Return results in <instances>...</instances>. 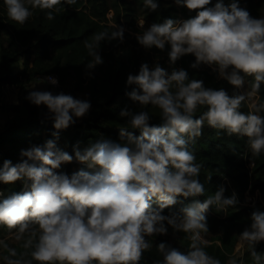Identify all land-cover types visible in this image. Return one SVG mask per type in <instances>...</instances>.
<instances>
[{"label":"clouds","instance_id":"clouds-1","mask_svg":"<svg viewBox=\"0 0 264 264\" xmlns=\"http://www.w3.org/2000/svg\"><path fill=\"white\" fill-rule=\"evenodd\" d=\"M3 2L8 19L21 26L35 9L45 11L48 20L55 19L62 4V0ZM174 2L196 15L183 21L167 18L147 28L140 20L142 32L135 34L139 45L161 51L170 45L172 65L193 55L191 68H211L233 86V94L205 87L203 80L190 79L183 68L169 73L159 63L152 68L143 63L138 74L127 76V85L136 87L126 95L141 111L127 107L120 111V117L127 118L119 127L120 142L100 138L83 150L77 144L72 155L58 147L60 132L89 114L90 100L63 91L36 90L37 85H31L25 99L47 108L54 139L22 149L19 162L5 159L0 166V183L21 181L24 188L7 197L0 190V197H4L0 200V226L22 242L24 250L18 252L0 241L6 252L4 264H140L143 253L152 247L148 238L167 235L168 226L174 233H185L190 243L186 252L159 243L163 259L154 264H221L205 251L208 241L202 233L209 232L206 213L213 207L217 213H228L230 208L236 209L239 200L235 192L226 197L224 186L203 201L198 199L205 195V187L199 180L202 165L196 163L192 146L207 125L218 134L246 137L252 157L264 153V103H251L247 113L240 111L243 102L255 97L264 84V16L252 17L238 0L227 6L218 0L214 7H208L212 0ZM63 4L71 7L77 0H63ZM144 7L155 12L159 3L144 0ZM125 31L115 25L113 30L106 28L84 41L91 58L86 63L89 77L104 63L101 43H123ZM245 77L252 78L250 91H241ZM43 81L53 86L59 83L51 75ZM149 105L160 110L159 125L150 124L149 112L144 110ZM200 108L206 110L197 116ZM73 161L88 170L81 168L70 176L60 171ZM188 198H193L192 202L185 204ZM177 204L183 206L162 214ZM239 240L246 243L253 264H264V254L256 251L264 242V212H252L250 227ZM236 250H240L239 244ZM229 264L237 262L233 259Z\"/></svg>","mask_w":264,"mask_h":264},{"label":"trees","instance_id":"trees-1","mask_svg":"<svg viewBox=\"0 0 264 264\" xmlns=\"http://www.w3.org/2000/svg\"><path fill=\"white\" fill-rule=\"evenodd\" d=\"M159 8L153 12L144 7V0H135L141 10L139 13L145 20L151 23H162L164 19L171 18L177 21L190 19L196 15L195 11H189L186 7L177 6L174 0H157ZM218 0H212L208 7H214ZM232 0H223L227 6ZM242 8H261L264 0H238ZM122 8L125 16L122 19ZM78 9V11H77ZM115 15L108 18L110 11ZM136 9L132 3L126 0H77V4L71 7L61 4V11L55 15V19L48 20L45 11L40 9L32 10V16L24 25L16 24L8 19L7 10L3 0H0V93L4 87L23 89L36 81L40 75L55 74L58 76L61 88L68 84L71 78L83 82L87 72L86 63L91 59L84 48V41L91 36L105 30L111 31L115 25L126 24L130 31L139 33L135 26L134 16ZM152 51L166 56L164 69L169 73L173 68H183L189 73L190 79L204 81V86L213 89H225L232 95L234 88L226 80L220 79L217 73L202 66L197 69L190 67L195 62L193 55H186L176 62L170 64L168 52L170 45H166L161 51L155 47L145 49L139 45L135 36L125 31V40L103 41L100 54L104 63L98 65L97 73L91 84L90 116L77 122L75 125L60 132L58 147L74 155V147L82 143H90L100 138H108L119 141V127L124 125L127 118L120 117L119 113L125 107L133 112L141 111L139 105L134 104L126 95L132 91L135 85H127L128 74H138L140 66L145 63V52ZM169 64H166V63ZM252 82L251 77H246ZM60 88V89H61ZM59 89V91H60ZM257 103H264V84H261L257 94ZM15 113L20 116V122L11 120L0 130V166L5 159L11 160L14 164L19 162L22 149H29L35 145H42L48 139H54L51 133L55 131L53 121L46 118L47 108L36 107L29 101H24L21 106L13 107ZM151 117L150 124L159 125L162 123L158 108L151 105L144 109ZM206 109H198L199 116ZM240 111L247 113L249 104L243 102ZM24 114L21 116V114ZM264 115V113H261ZM135 135L139 130L129 129ZM66 141L65 147L60 143L61 139ZM193 147L196 163L201 164L199 180L204 184L205 195L198 197L201 201L208 195L214 194L220 186H224L225 196L230 197L233 192L237 194L239 204L236 209L230 208L228 213H217L215 208H210L206 213L209 232L202 235H210L205 251L221 264H229L239 235L245 228L250 227L251 214L259 210L264 212L261 201L254 205L247 204L246 194L259 192L264 198V153L259 157H252L247 144L246 137L236 135L228 136L226 133L218 134L217 130L208 127L203 128V134L199 137ZM250 164H253L250 167ZM74 162L63 165L60 171L69 176L79 171ZM207 177H211L209 181ZM18 191L23 189V182L17 181ZM183 199V198H181ZM193 198L184 201L191 203ZM183 205L177 204L172 209H165L162 214L168 215L170 211H176ZM155 207V205H154ZM8 230L0 226V233ZM152 247L143 253L140 264H154L155 260H162L163 257L157 249V245L165 242L172 247L179 248L186 252L190 241L186 239L183 232L174 233L168 226L167 235H158L148 238ZM18 252L24 250L21 246ZM258 253L264 254V242L256 246ZM245 264H253L250 251L247 247L245 257L242 260ZM33 264H36L34 261ZM241 264V260L237 261Z\"/></svg>","mask_w":264,"mask_h":264},{"label":"rangeland","instance_id":"rangeland-1","mask_svg":"<svg viewBox=\"0 0 264 264\" xmlns=\"http://www.w3.org/2000/svg\"><path fill=\"white\" fill-rule=\"evenodd\" d=\"M128 3H132V5L138 9L136 10V12L134 13V16L131 17L130 19L135 20V26L136 28L139 30V32H142V29H140L138 22L140 20H144L145 23V28H147L148 26H150L151 22H148L147 20H145L144 16H141L139 13L141 12V10L139 9V7L137 6V4L135 3V0H126ZM247 9V8H245ZM251 16L254 18H261V16H264V6H262L261 8H257V9H247ZM122 19H124L123 17L125 16V10L124 8H122ZM115 13L114 11H110L108 14V18L112 19L114 17ZM125 20V19H124ZM183 20H187V19H182L180 21ZM123 27L126 29V32H129L130 34H132L133 36H135L136 32L130 31L128 29V27L125 25H123ZM166 60V56L163 54H158L152 51H146L145 52V63H147L149 65L150 68L154 67L156 63H159L161 65V67L164 66V62ZM166 64H169L168 62ZM203 68L205 69H211L207 66H203ZM164 68V67H163ZM212 70V69H211ZM99 73L96 68L94 70H92V76L89 77L88 75H86L85 79L83 82H80L79 80L75 79V78H71L68 82L67 85H65L63 88L58 90H54L52 88H50L49 85L44 84V83H39L37 80L31 84H29L27 87L23 88V89H18V88H13L10 87V90L7 91V93L4 92V89H2V95L0 93V130L4 129V125L7 124L8 122H11V120H15L16 123L20 122V116H18L13 107L15 106H21L23 104L24 101H27L25 99V97L28 95V92L31 89V85L36 84L37 85V89L36 90H44V91H51L54 94H57L61 91H63L65 94H70L75 98L78 99H87L90 100L91 99V84H92V80L94 78V76ZM98 76H103L101 73H99ZM250 82L248 81V79L245 77V84H244V89L241 91H250ZM258 101V96L256 95L255 97H253L251 100H247L248 104L250 105L251 103H257ZM91 102V101H90ZM92 111V108L89 112V114L87 116H85L83 119H79L77 120V122H80L82 120H84L85 118L90 116V113ZM24 114L22 113L21 116H23ZM63 147H65L66 145V141L64 138L61 139L60 143ZM89 144L88 143H82L80 145L81 150H83L85 147H87ZM75 164H77L78 167H86V165H82L76 161H73ZM253 164H250V167H252ZM0 190H2L4 192V197H7L8 195H10L13 192H22L24 190V188L21 191H18V186L17 184H10V185H5L3 183H0ZM4 197H0V200H2ZM246 200H247V204L250 205H254L256 204L258 201H261L262 205L264 206V198H262V195H260V193L257 191L255 193H247L246 194ZM204 237V236H203ZM209 237H211L210 235L205 236L204 239H208ZM0 241H5L7 242L10 247H14L17 248L18 246H21L22 242H17L15 241L14 237L8 235L7 233H5V231H2L0 233ZM208 241V240H207ZM240 245V250L237 251V245ZM247 251V245L246 243H241L240 240L237 241L236 245H235V250L233 253V256L231 258V260H236L237 261H242L243 258L245 257V253ZM6 255V252L4 251V249L2 247H0V264H4L3 261V256ZM243 264H245L243 262Z\"/></svg>","mask_w":264,"mask_h":264},{"label":"built area","instance_id":"built-area-1","mask_svg":"<svg viewBox=\"0 0 264 264\" xmlns=\"http://www.w3.org/2000/svg\"><path fill=\"white\" fill-rule=\"evenodd\" d=\"M49 75H51V76H53V77H55V78L58 79V81H59L58 85L53 86V85H51V84H49V83L43 81V78L46 77V76H49ZM49 75H40V76H37V77H36V80H37L39 83H44V84L49 85L50 88H52V89H54V90H58V89H60V88H61V83H60V80H59L58 76L55 75V74H49Z\"/></svg>","mask_w":264,"mask_h":264},{"label":"crops","instance_id":"crops-1","mask_svg":"<svg viewBox=\"0 0 264 264\" xmlns=\"http://www.w3.org/2000/svg\"><path fill=\"white\" fill-rule=\"evenodd\" d=\"M3 89H4V92H5V93H7V91H9V90H10V87H9V86H7V87H4Z\"/></svg>","mask_w":264,"mask_h":264},{"label":"bare ground","instance_id":"bare-ground-1","mask_svg":"<svg viewBox=\"0 0 264 264\" xmlns=\"http://www.w3.org/2000/svg\"><path fill=\"white\" fill-rule=\"evenodd\" d=\"M209 240V239H208Z\"/></svg>","mask_w":264,"mask_h":264}]
</instances>
